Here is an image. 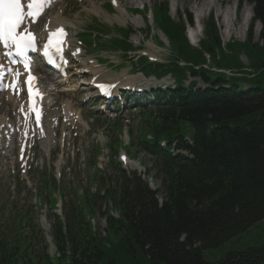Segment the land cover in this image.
Masks as SVG:
<instances>
[{
  "label": "trees",
  "instance_id": "16d2710c",
  "mask_svg": "<svg viewBox=\"0 0 264 264\" xmlns=\"http://www.w3.org/2000/svg\"><path fill=\"white\" fill-rule=\"evenodd\" d=\"M247 1L253 6V20L245 43L224 46L212 15L202 40L204 50L221 56L217 67L233 71L230 77L214 71L204 54L189 44L184 24L171 19L167 5L157 9L168 25L166 32L178 44L177 55L192 66L183 67L174 59L154 69L143 60V70L172 72L179 83L191 71L210 84L189 100L174 95L173 104L158 115V123L172 131L170 135L186 122L193 124V145L187 146L194 159L186 161L200 162L196 172H182L185 180L168 183V199L162 206L140 184L135 190L128 182L121 183L117 201L121 218H110L107 237H94L84 224L80 239L70 228L68 246L64 240L58 243L63 254L56 260L37 256L33 242L39 246V232L0 237V264H264V245L229 251L214 262L203 255L264 220V0ZM257 24L261 32L254 43ZM240 44L252 58V68L239 61ZM229 50L237 54L224 62L221 53Z\"/></svg>",
  "mask_w": 264,
  "mask_h": 264
},
{
  "label": "rangeland",
  "instance_id": "374dc122",
  "mask_svg": "<svg viewBox=\"0 0 264 264\" xmlns=\"http://www.w3.org/2000/svg\"><path fill=\"white\" fill-rule=\"evenodd\" d=\"M97 1V0H96ZM110 0H104V2H108ZM124 1V0H123ZM166 0H144L143 3H139L136 4L135 6H130L129 4V9L127 10V13L125 12V19H128L130 17L132 19V22L129 20V24H131L134 28L136 29H141L144 28L146 26L144 20L142 19V17L140 15L137 14H132L130 11L133 8L136 7H142L143 4L145 3H150V5H153L154 3L158 2H163ZM221 1H223L221 3ZM126 2V1H124ZM169 7H170V14L171 17H173L174 20H178L179 22H183L185 21V19L187 18L188 14H191L193 19H194V25L198 22L199 19V12L196 9L192 8V3L189 2V0H167ZM100 3V2H99ZM83 5H86V8L82 7L79 15L74 16L73 14L70 15L71 20L67 19V23L70 25L71 27V31L72 34H76L79 31L83 30L84 28H86L88 26V18L92 17L93 21L99 20V22H111L116 26V23L121 26L122 24H124L125 22H121L119 20L114 19L113 15L114 14H108L107 12H104L103 10H99V12H96V15L93 16L95 14V12L92 10V7L89 3V0H85L84 3H82ZM123 5L127 6V3H123ZM69 6H72V4L69 3ZM247 7H252L250 3H246L245 5H241L239 4L238 0H217L214 3L213 8H209L205 11L204 16H203V20L200 22L199 26L196 25V31L198 30L200 33L199 38H197L198 42L200 40H202L203 38L206 37V32L204 30H206V26L209 24V22L211 21V17L210 15L214 16L217 22V25L219 26V31H220V36H221V40L223 42V44L226 43H232L233 41L235 42H244L248 39L249 37V33L251 31V20L252 17L250 19V21L246 24L242 25V28H240V21L243 23V18H242V13L243 10ZM230 10V15H225V10L226 9ZM69 12H67L66 14L68 15ZM222 13V14H221ZM99 14V15H98ZM180 15V17H179ZM136 16V17H135ZM230 16V20H234L233 23H235L233 25V27H231L233 29L234 34L232 36L227 35L226 29H227V20ZM137 17H141V25L140 27H138V25H136L135 23H133V19H138ZM197 21V22H196ZM200 21V20H199ZM140 22V21H139ZM159 22L160 24H162V26L164 27H168V25L165 23L163 24V15L161 12H159ZM112 25V24H111ZM110 26V25H109ZM259 26V25H258ZM257 25H255L253 27V42H258L259 40V36H260V26L258 27ZM237 28V29H236ZM257 28H259V34H257ZM173 33V36H175V33L173 30H170ZM158 36L162 37L160 33H158V35H153V38H158ZM145 38V44H148L149 42H151L152 40L147 39L145 34L141 31L137 32V34H135L132 38V41H134L135 43H139L140 41H142ZM162 39L164 40V38L162 37ZM198 45V44H197ZM242 44H240V53L238 54V59L241 62V64L245 65V66H253L252 65V58L248 57V55L245 53L243 47L241 46ZM154 55H157L160 58H165L167 52L166 50L161 51V50H155L152 52ZM222 57L224 58V62H226L227 60H229V57L225 56L223 53L221 54ZM165 60V59H164ZM116 62H121V59H116ZM129 65H127V68L119 70L117 68H111V66H104L105 68V72L102 75V78L105 80H108L112 77H116L120 72L124 71V70H128ZM252 68V67H250ZM195 80L196 82H198V87H202V88H206L207 84H203V82H201L199 79H195V78H190L189 81H187V83H190V81ZM138 83H143L142 79L137 81ZM123 115L125 116V118H129L131 121L133 120H137V116L135 115H130L128 112H123ZM100 118H105L108 119L109 116H104ZM130 126H132V123L130 124ZM93 133L97 134V135H103L104 136V140L102 143H106V144H110L112 139L115 138V136L118 135L117 132L113 133V127L107 126L104 123H102V121H96L94 123V127L92 132H90L89 134H84L81 135V141L83 143V150L84 153L83 155L87 157V155L89 156V153H92L91 151L95 148L94 144H89L88 142H92L94 137L96 135H94ZM119 138V136H118ZM82 147L78 148L75 150V153L77 154L78 150H81ZM81 154V153H80ZM52 157H54V155H52ZM90 157V156H89ZM92 158V157H91ZM53 161L49 160L48 164H47V168L48 171H46V173L41 172L40 174H38V170H32L31 172H29L28 175H21L20 180H22V184H20V182L13 178V177H9L8 173H2L0 174V206H4V202L7 199H10L12 196L17 197V195L19 196L21 203L26 204L27 200L26 198L30 197V202L31 203H35V196H32L31 194H35L37 190H35V188L38 186V190L41 187V184L43 183V178L40 175H46V178L49 179V176L52 175V173L54 172V167L51 164ZM0 165H3V163L0 162ZM44 167V166H43ZM41 168V166L39 167ZM45 168V167H44ZM1 169V167H0ZM77 175V174H76ZM26 179H30L31 181V185L28 184V182H26ZM23 180L25 181V183H23ZM26 186L28 188H26ZM15 187V189H14ZM19 191L20 193L16 194H11L9 193V191ZM38 193V192H37ZM46 206L49 208V205L47 203H45ZM264 245V220L258 222L257 224L251 226L250 228H248V230H246L245 232L239 234L238 236L232 238L230 241L224 243L222 246H220L219 248H215V249H208L203 251V255L205 257L206 260L208 261H218L221 258H223L229 251H243L248 249L249 247H254V246H261Z\"/></svg>",
  "mask_w": 264,
  "mask_h": 264
},
{
  "label": "snow or ice",
  "instance_id": "6c2138e0",
  "mask_svg": "<svg viewBox=\"0 0 264 264\" xmlns=\"http://www.w3.org/2000/svg\"><path fill=\"white\" fill-rule=\"evenodd\" d=\"M28 7L31 9L33 5L29 4ZM30 14L31 13H29V15ZM24 18L25 13L23 11L21 0H0V40H3L6 46L9 43L15 44L17 51L21 55L24 54L27 48H34V39L31 33L25 35L17 32V28L20 27ZM63 35L64 33L62 29H59L52 34L54 37H60ZM58 44L59 40H57L56 45H54L53 40L50 39L49 44L45 46V55H50L48 48L51 46H56V50L60 51ZM25 67H28V65H25ZM30 79H34V77H30ZM33 111H35L34 108Z\"/></svg>",
  "mask_w": 264,
  "mask_h": 264
},
{
  "label": "bare ground",
  "instance_id": "6f19581e",
  "mask_svg": "<svg viewBox=\"0 0 264 264\" xmlns=\"http://www.w3.org/2000/svg\"><path fill=\"white\" fill-rule=\"evenodd\" d=\"M124 1H126V2H124ZM116 0V3H115V5H117L118 6V11H119V13H121V9H120V7L119 6H121V5H123V3H127V5L129 4V5H132V6H134V5H136L137 3H139L140 1H142V0ZM188 1V0H187ZM217 0H189V2L190 3H192V8L193 9H196L198 12H199V20L200 21H202L203 20V16H204V13H205V11L207 10V9H211V8H213V6H214V3L216 2ZM223 1H221V3H222ZM126 6V5H125ZM124 9H122V11H123ZM126 10V9H125ZM124 10V11H125ZM222 14V13H221ZM121 15V14H120ZM225 15H230V10L227 8L226 10H225ZM251 17H252V8L251 7H247L246 6V8L243 10V13H242V18H243V23L240 21V23L239 24H241L240 25V28H242V25L243 24H247L249 21H250V19H251ZM133 22L134 23H136L137 25H139L140 24V22H139V20L138 19H133ZM234 22V20H230V16H229V18H228V20H227V29H226V34L227 35H230V36H232L233 34H234V32H233V29L231 28V27H233V25L235 24V23H233ZM259 27V26H258ZM237 29V28H236ZM257 34H259V28H257V32H256ZM6 119V118H5Z\"/></svg>",
  "mask_w": 264,
  "mask_h": 264
}]
</instances>
